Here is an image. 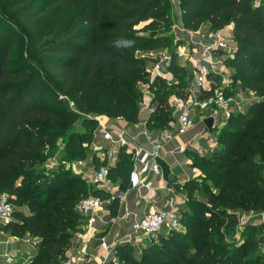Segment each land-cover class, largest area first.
Here are the masks:
<instances>
[{"label":"trees","instance_id":"obj_1","mask_svg":"<svg viewBox=\"0 0 264 264\" xmlns=\"http://www.w3.org/2000/svg\"><path fill=\"white\" fill-rule=\"evenodd\" d=\"M26 2L12 0V5H24L19 14L31 24L46 9L60 6L34 33L38 58L34 64L28 59L20 63L12 59L16 43L11 34L3 37L0 25V193L6 192L16 207L28 208V212L16 208V219L7 225L16 234L30 232L37 240L36 252L26 264H64L67 250L76 244L75 237L86 222L76 209L78 201L90 194L103 195L64 164L45 175L47 162L58 151L68 161L83 155L78 148L87 141V132L81 131L78 140L74 126L80 115L68 106L69 102L84 114L83 124L89 121V113L137 123L143 100L138 82L150 80L149 59L141 57V53L167 51L171 56L167 68L175 77L171 81L160 74L153 77L151 87L156 91L147 120L149 128L160 129L167 125L166 118L173 111L169 97L186 95L192 68L178 59L176 48L183 40H175L162 31L172 20V0ZM178 2L186 28L198 29L205 21L210 22L211 30L233 25L237 45L228 59L231 86L240 81L243 89L263 96L228 119L219 132L215 151L196 156L198 161L193 165L202 169L216 190L186 182L189 199L194 191L205 195V199H198L193 205L187 203L182 212L184 231L163 235L161 243L148 245L139 258L127 251L126 261L264 264L254 254L264 241L262 229L257 237L250 231L236 248L230 249L221 230L226 225L227 212L217 211L220 206L264 211V0L260 4L255 0ZM64 22L66 26L58 31ZM58 87L67 97L68 107L59 109L52 105ZM226 89L231 91L230 86ZM91 120L98 126L96 119ZM93 159L96 167L108 166L111 178L120 183L126 181L133 167L124 146L114 165H108L107 157L99 159L94 155ZM206 182L205 179L203 184ZM115 203L110 205L112 209ZM124 246L134 249L129 244Z\"/></svg>","mask_w":264,"mask_h":264},{"label":"built area","instance_id":"obj_2","mask_svg":"<svg viewBox=\"0 0 264 264\" xmlns=\"http://www.w3.org/2000/svg\"><path fill=\"white\" fill-rule=\"evenodd\" d=\"M255 0L256 4H260ZM263 1V0H262ZM182 30L187 34L189 44L192 46L194 53L190 56L193 60L192 64V77L188 80L185 87V96H179L172 94L169 97V104L173 107L175 113V125L179 134L187 133L195 125V112L200 111L206 116H212L214 118L212 130L202 135L208 141V150L213 152L219 146V132L221 128L227 123L228 119L237 112H243L247 109L244 106L249 99L236 100L227 91V86L231 82L230 75L225 72L224 60L222 58L221 51H233L235 47L232 46V37L226 34L223 29L211 30L208 34L198 29H189L184 27L182 23ZM207 34V35H206ZM141 57L148 58L150 60L157 61L155 65L149 68L151 77L160 74V68L162 62H168L170 60V53L167 51H154L149 50L142 52ZM163 75V74H162ZM219 76V81L216 77ZM257 98L251 101L254 102ZM73 105V102L70 101ZM140 105H145L144 101L140 102ZM98 127L97 131L102 134L104 140L116 145L117 147L127 146L132 150H136L135 146H132L127 136L123 131L114 133L109 128L105 121L104 116L97 117ZM143 134L148 139H152L153 135L147 130H143ZM166 136H170L169 133H165ZM184 149L185 146H182ZM66 163L68 167H80L83 164L81 159L74 161H67L59 159L53 156L46 164L45 175H50L54 166ZM78 172L82 173L80 168ZM162 173V167L160 163L154 158H145L141 161L137 169H133L130 172V184L132 187L140 189H149L153 187V182L147 178L150 173ZM82 177L95 188L102 192L103 195L90 194L81 198L76 209L82 214L89 222H95L98 218V213L103 209L108 208L114 201L124 198L122 193L115 191L112 186V178L110 176L109 167L106 165L100 167H94L89 173L84 172ZM40 181V180H39ZM168 210H156L148 212L141 217L135 218L132 222V233L124 237L125 242H130L138 234H144L147 236L160 233L162 229L168 228L169 230L177 229L181 225V213L173 199L170 200ZM16 206L10 200L9 195L6 192L0 193V225L7 226L11 224L15 219ZM240 230L236 227L233 230L234 238L240 240ZM225 240L229 241L227 235ZM33 247H37L38 243L36 239L29 240ZM1 244L6 245L8 241H1ZM101 246L103 249L110 251L111 246L105 239H102ZM76 249L74 246L69 248L66 252V258L64 264H81L84 259V255H75ZM8 264H26L33 258V254L30 253L25 260L21 263H17L16 254L12 251L5 250L3 254Z\"/></svg>","mask_w":264,"mask_h":264},{"label":"crops","instance_id":"obj_3","mask_svg":"<svg viewBox=\"0 0 264 264\" xmlns=\"http://www.w3.org/2000/svg\"><path fill=\"white\" fill-rule=\"evenodd\" d=\"M229 26H231L232 31L233 25ZM164 77L170 79L169 81L173 78L168 74H165ZM229 86L230 90H233L231 82L227 87ZM149 116L145 115L142 118L140 115L137 123H128L123 118L111 119L107 116L104 117L106 125L114 133L123 131L131 145L136 147V150L124 146L133 160V167L127 174L126 181L120 183L118 179L112 178V186L115 191L122 193L124 198L117 200L113 209L109 206L100 211L95 222H89L86 219V222L82 225V230L75 237V255H84L81 264H93V258L95 259L97 256L96 251L101 253L103 264H105L113 253V244L119 239V242L129 244L133 248H135L134 244L137 247L138 245L141 246V242L147 240V235L138 234L133 236L134 238L130 242L123 240L124 237L132 233L133 220L151 211L168 210L171 199L174 200L181 214L186 209V200L189 199V196L185 184L194 174L198 173L197 167L191 163L187 153L189 150H197L202 154L209 152L208 141L202 137L205 132L212 130L204 122V119L208 116H206V113L196 111L195 125L185 134H179L177 129L154 132L157 129L156 127L149 128L147 126ZM144 129H147L153 135L152 139H148L143 134ZM165 133H169L170 136H166ZM182 146H185V148L183 149ZM119 149L120 147L109 142L106 150L103 153L99 152L97 157L99 159L107 157L108 165H114L118 159ZM93 156L90 160L91 169L87 171V168L83 166L84 164L79 167L82 169V173L79 172L81 175L84 172L89 173L92 168L96 167ZM154 157L160 163L162 173L152 172L147 176L153 182V187L149 189L132 187L130 172L137 169L143 159ZM28 239L33 240L30 232L20 235L7 228V226L0 225V242L8 241L7 249L6 245L0 243V254H3L5 250L12 251L17 255V263H21L30 253L34 255L37 249V247L31 245ZM102 239L110 240V243L107 242L111 246L110 251L102 248ZM25 243L31 248L29 247L30 249L26 250ZM0 264H8L2 255H0Z\"/></svg>","mask_w":264,"mask_h":264},{"label":"rangeland","instance_id":"obj_4","mask_svg":"<svg viewBox=\"0 0 264 264\" xmlns=\"http://www.w3.org/2000/svg\"><path fill=\"white\" fill-rule=\"evenodd\" d=\"M35 0H27L26 3H30ZM258 2V0H256ZM259 1V3H261ZM24 5H12V0H0V25H2V30L4 31L3 37L5 38L6 36L11 34L12 39L15 41L16 45L13 47V53H12V59L16 61L17 63H20L26 59L30 60L33 64L37 63L36 61L38 58L35 55V38H34V33L35 31L39 28L44 26L49 19H51L54 14L56 13L57 9L59 8L60 4L55 5L52 8L46 9L41 15H39L34 24H31L30 21L26 20L24 17H22L19 14L20 9H22ZM66 26V22L62 23L60 27L58 28V31L63 29ZM231 26H226L224 28V31L226 32L227 35L232 37V46L233 48L236 47L237 42L233 38V33L231 31ZM201 31L205 33H209L211 31V24L208 21H205L201 25ZM165 33L168 34L169 37H174L175 40L181 39L183 40V44L178 46L176 48V52L178 54V59L180 62L185 65L188 69L192 68L193 60L190 58V56L194 53L192 46L189 44V40L187 39L186 32L182 30V21L180 19V5L178 0H172V20L171 23L169 24L168 27L163 28ZM206 34V35H207ZM222 54V58L224 60V69L227 74L230 75L231 72V67L229 65L228 59L230 56L231 51H221L219 52ZM157 61L155 60H147L148 67L151 68L155 65ZM43 71H46L44 67ZM160 75H165L168 74L169 76L173 77L174 79L175 75L173 74L172 71H170L167 68L166 62H162L161 68H160ZM170 73V74H169ZM50 76V73H48ZM159 75V74H158ZM148 77L150 78L149 81H139L138 82V87L142 90L143 93V101L145 105H140V115L143 118L145 115H150L152 111L151 107V100L152 97L156 91L155 88L151 87V82L154 80V78L151 77V74L149 72ZM170 80V79H168ZM52 85H56L55 81H52ZM264 91V90H263ZM231 94L236 100H240L241 98L243 99H249L246 104H244L245 107H249L251 105V101L255 98L259 99L263 95H256L252 91L245 90L241 87L240 81L234 85L233 90L228 92ZM67 97L64 95L63 90L60 89V87L56 88L55 93H53V98H52V105L56 106L57 108H64V107H72L77 113H79V118L78 120L75 121V126L74 129L78 133V140L80 139V133L81 131H86L87 132V141L82 145V148H78L80 151H82V157L79 158L83 160V166L84 168H87L86 170L88 171L91 169L90 166V160L92 155H96L99 152H104L106 148L108 147V141L104 140L102 137V134L100 132H96V129L98 126L93 124L91 119L94 118V120H97V117L99 116H106L105 114H96V113H89L87 114V118L89 121L86 124L82 123V118L84 117V114L74 108L69 102L67 106ZM175 113L172 111V113L166 118V124L164 127H161L160 129L157 127V131L155 130L154 132H158L161 130H175L176 125L175 123ZM108 117V116H107ZM116 119V118H115ZM125 120V119H124ZM128 123H130L128 120H126ZM96 127V129H95ZM96 132V133H95ZM66 138V135L61 137L59 139L60 143L64 142V139ZM207 152V154H209ZM63 153L61 151H58L56 157L59 159H62ZM191 163L193 164L194 162L198 161L197 157L198 155H204L201 152L197 150H189L187 153ZM78 159H75V161ZM68 161V160H67ZM74 161V160H73ZM72 162V161H71ZM66 167H68V164L63 163ZM59 166V165H58ZM58 166H54L52 170L56 169ZM70 167V166H69ZM71 169L74 173H77L81 175V173L78 172L80 169L79 167H72ZM197 174H194L192 178L188 181L190 184L194 185H199L202 187V189L207 190L209 187H213V191H215V187L213 185V182L211 179L206 178L203 173L202 169L197 167ZM206 179L207 185H204V180ZM198 199H205V195L200 194L198 191H194L192 198L187 199L188 204H195ZM16 208L19 209H24V211L28 212V208H26L24 205L17 206ZM217 211L221 212H227L226 213V225H223L221 227V230L223 231L224 237H228L229 241L225 240L226 243L228 244L230 249H234L238 246V244L243 240V237L248 235L250 231H254V237H257L259 234L260 229H262L264 233V211H259L255 210L252 208H224L223 206H220L217 208ZM182 215V214H181ZM185 215L181 216V225L177 229H172L169 230L168 228L162 229L160 233H157L155 235H150L147 237V240L144 242H141V246L135 245L134 244V249L131 250L129 246H124L128 245L125 244L124 242H119L116 241L114 246L113 253L111 254L109 260L105 262V264H129L125 257L127 255V251L133 252L138 258L140 257L142 250H144L148 245L152 243H161L163 238L162 236H168L175 234L176 232L184 231L185 229ZM207 217L210 216V213L206 214ZM233 227V228H232ZM238 227L241 234H240V240H237L234 238L233 235V230ZM233 229V230H232ZM225 239V238H224ZM124 240V239H123ZM122 240V241H123ZM108 243H110V240H106ZM145 245V246H143ZM24 247L26 250L30 247L27 243H25ZM31 248V247H30ZM29 248V249H30ZM127 249V250H126ZM97 254L96 258H93V264H103V259L101 258V253L98 251L95 252ZM255 255H259L261 257V263L264 260V241L260 243L258 248L256 249Z\"/></svg>","mask_w":264,"mask_h":264},{"label":"water","instance_id":"obj_5","mask_svg":"<svg viewBox=\"0 0 264 264\" xmlns=\"http://www.w3.org/2000/svg\"><path fill=\"white\" fill-rule=\"evenodd\" d=\"M213 121H214V118L212 116H208V117H206L204 119V122L208 126L209 129H212L213 128Z\"/></svg>","mask_w":264,"mask_h":264},{"label":"clouds","instance_id":"obj_6","mask_svg":"<svg viewBox=\"0 0 264 264\" xmlns=\"http://www.w3.org/2000/svg\"><path fill=\"white\" fill-rule=\"evenodd\" d=\"M127 43L130 45L131 42L129 41V42H127Z\"/></svg>","mask_w":264,"mask_h":264}]
</instances>
